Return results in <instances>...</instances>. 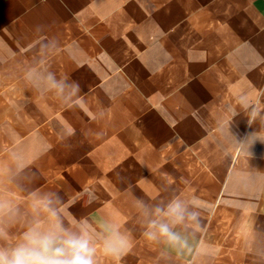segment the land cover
Returning <instances> with one entry per match:
<instances>
[{"label":"crops","instance_id":"obj_1","mask_svg":"<svg viewBox=\"0 0 264 264\" xmlns=\"http://www.w3.org/2000/svg\"><path fill=\"white\" fill-rule=\"evenodd\" d=\"M38 26L61 42L54 70L80 84L74 106L12 75ZM242 95L264 106V0H0V156L24 145L70 219L134 229L129 184L152 196L170 179L198 197L214 264H253L245 240L264 228V144L248 156L219 131ZM255 130L234 117L241 136ZM99 259L159 264L138 231L121 258Z\"/></svg>","mask_w":264,"mask_h":264},{"label":"clouds","instance_id":"obj_2","mask_svg":"<svg viewBox=\"0 0 264 264\" xmlns=\"http://www.w3.org/2000/svg\"><path fill=\"white\" fill-rule=\"evenodd\" d=\"M28 58L17 61L13 77L26 89L64 107L74 106L80 96L78 81L58 75L53 60L61 42L36 28ZM239 111L219 126L227 147L252 156L251 149L264 144V106L240 96ZM242 115L251 128L241 136L233 131L234 117ZM36 158L24 145L4 150L0 156V264H100V255L118 260L133 245L134 232L151 246L159 264H214L215 250L206 241L204 210L195 195L170 179L152 196L136 195L129 184V204L135 228L111 218L96 227L86 218H72L65 197L55 188L40 186ZM123 179V178H122ZM187 184V181L183 182ZM202 237L204 239H202ZM253 264H264V228L250 231L245 240Z\"/></svg>","mask_w":264,"mask_h":264}]
</instances>
